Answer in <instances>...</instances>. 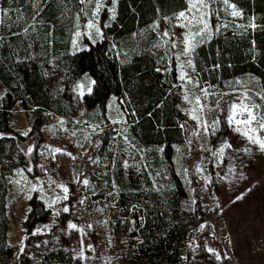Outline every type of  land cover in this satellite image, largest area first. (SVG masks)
<instances>
[{"label":"trees","instance_id":"obj_1","mask_svg":"<svg viewBox=\"0 0 264 264\" xmlns=\"http://www.w3.org/2000/svg\"><path fill=\"white\" fill-rule=\"evenodd\" d=\"M231 2L243 9V17L220 11V23L226 17L230 26L196 48L191 56L193 74L202 85L220 92L246 87L264 112V100L255 95L264 93V0ZM87 4L88 0H0V9H9L0 19V132L6 134L0 137V264H9L14 255L8 236L11 176L27 166L25 136L10 125L12 117L19 107L34 113L32 133L45 127L47 113L73 120L85 111L95 121L109 123L111 97L126 115L129 139L135 145L131 155L124 151L128 145L114 131H122V124L109 126L100 138V154L107 160L104 193H113L104 194L102 203L111 204L114 236L126 237L123 257L131 264H186L189 233L205 210L188 203V188L174 162L175 147L186 140L181 81L170 43L178 25L173 27L174 19L171 23L163 19L185 9L186 0H118L115 19L112 0H106L97 17L104 39L92 44L86 36L89 48L74 50L77 23L85 13L89 17L95 0L90 8ZM253 16L255 29L231 26L233 20L247 25ZM165 30L169 37H163ZM163 40H169L167 50L161 47ZM84 73L98 86L80 99L73 85ZM124 160L129 167L123 166ZM157 169L165 174L163 183L152 176ZM28 203L24 224L31 232L50 212L35 194ZM71 259L63 250L49 251L43 263L71 264Z\"/></svg>","mask_w":264,"mask_h":264},{"label":"rangeland","instance_id":"obj_2","mask_svg":"<svg viewBox=\"0 0 264 264\" xmlns=\"http://www.w3.org/2000/svg\"><path fill=\"white\" fill-rule=\"evenodd\" d=\"M102 4L105 6L106 0H102ZM216 6L223 9V5H213ZM87 7H91L89 2ZM94 8L95 5L91 9ZM92 11L89 17L81 16V32L85 31L87 19L93 18ZM223 14L230 13L224 11ZM97 17L94 20L99 26ZM223 18L226 22V17ZM214 20L215 16L211 20L215 31ZM184 32L185 29L180 26L174 32L173 40L177 41L174 53L184 51V44L180 42L184 39ZM86 36H74L80 50L89 48ZM189 58L182 55L180 61ZM180 61L176 59L177 70ZM187 71L193 80H197L193 68ZM187 87L190 98L207 87L211 95L207 99L202 97L201 102L206 105L204 115L209 123L219 116L220 125L215 134H205L203 128H200L198 134L193 135V131L197 130V121L185 111L192 106L182 98L186 140L175 147L174 162L188 188V203L205 210L204 217L189 233L184 261L186 264H264V151L259 150L258 145H249L246 137L230 129L226 125V113L216 108L218 99L221 108L225 107V102H239V96L247 89L240 87L220 92L200 82L198 87L191 83ZM181 91L183 96L182 88ZM216 93L228 94L220 99ZM112 98L108 105H112L110 112L112 120H115L117 108L124 112L117 100ZM107 115L109 117V108ZM34 116V113L19 107L10 121V125L21 133L31 130L22 140L27 166L23 173L15 172L11 176L13 192L8 236L14 255L9 264H44L43 256L57 250L71 254V264H131L123 257V252L128 249L126 237L123 235L117 238L111 230V204L102 203L106 200L104 194L109 193H104L108 189L105 177L107 160L100 154V138L109 126L114 125L112 120L109 123L95 121L89 113L83 111L73 120L63 118L64 123L61 125V117L47 113L45 127L32 133ZM94 124H100L104 131H93L90 125ZM114 131L117 136L121 128H115ZM223 139L228 140L232 147L225 150V155L218 162L212 153ZM33 145L36 146L34 150L28 152V147ZM246 147H251V151H241ZM56 148L63 151L56 152ZM197 165L204 171H198ZM232 165L235 167L230 171ZM184 169H187L186 173ZM152 176L156 183L165 180L162 169L154 170ZM84 179L89 181L87 185L83 183ZM38 182H42L44 191L41 192L39 187L30 191L31 185ZM60 185L66 186L69 191L65 193ZM33 194L39 198L41 195L46 197L42 201L49 209L50 216L28 232L24 220L30 210L28 200ZM65 195L67 199H63ZM237 196L242 198L237 200ZM65 206L69 208L68 212L63 211ZM69 222L85 226L84 232L68 228ZM89 224L91 228L86 227ZM37 229L40 231L37 232ZM21 247L24 248L23 253L20 252ZM208 248L215 249L216 253L209 252ZM81 250L87 259L77 256ZM217 253L221 259L216 258Z\"/></svg>","mask_w":264,"mask_h":264},{"label":"snow or ice","instance_id":"obj_3","mask_svg":"<svg viewBox=\"0 0 264 264\" xmlns=\"http://www.w3.org/2000/svg\"><path fill=\"white\" fill-rule=\"evenodd\" d=\"M89 3L92 2V0H88ZM81 3H84V0H81ZM117 0H112L113 7L111 8L112 12V19H115L116 17V5ZM187 7L183 10H180L178 13H175L174 16H165L163 19L169 23L172 22L173 18H175L176 23L173 25L180 26L185 29V32L183 33L184 39L183 41H180L184 44V51L183 53H174L176 59L180 61V57L182 55L191 57L192 54L195 53L196 48L204 43H207L208 41L212 40L214 35L218 34L220 29L223 27L227 29L230 24L229 22L220 23L222 20L220 16V11L223 10L226 13H230L231 17L233 18H242L244 15L243 9H240L237 7L235 3H232L231 0H186ZM222 4L223 9H221L219 6L213 7V5ZM102 7L104 5L102 4V0H95V8L92 11V17L87 19V23L85 25V31L81 32L79 30L80 26L79 23H77V31L75 32V37H81L82 35H87L88 39L91 41L92 44H95L97 42V39L103 40L104 34L102 29L95 23L94 18L98 16L99 12L101 11ZM9 9L4 8L0 9V12H3V14H7ZM39 14V13H37ZM87 16V13H85ZM215 16L216 20L218 21L215 25V31L213 30V25L211 23L212 17ZM33 20L35 21V17H33ZM77 21H79V13L77 14ZM255 17L250 18L249 24H238L233 20L231 22V26H234L236 29L241 30H247L248 27H251L252 29H255L257 25L254 23ZM0 23H2V20H0ZM159 21L154 22V27L158 26ZM94 30V31H93ZM25 33H27L28 29L25 28L23 30ZM163 37H169V31L165 30L163 32ZM172 47L177 46L176 40L170 41ZM253 44L255 41L252 42ZM73 47L76 50H80L77 47V40L74 38L72 41ZM169 44V40H163V43L161 44V47H165L167 50V45ZM87 48L88 46L85 45ZM171 61L169 60V63ZM214 67H219V65H214ZM188 68H195V61L191 58H189L187 61H180L178 65L179 70V76L178 79L181 81L180 87L183 90V100L188 102L192 107L191 109H185V111L190 115V117L197 121V130L193 131V135L198 134V129L203 128V131L205 134H215L217 131H219V125H220V117L217 116L216 119L211 121L207 120L206 116L204 115V111L206 108V105L201 102L202 97L204 99H207L211 93L208 92L207 87L200 90V94L194 95L190 98V93L188 91L187 85L191 83L194 87L199 86V80H193L192 76L189 75L187 69ZM237 83H241V81H237ZM94 86H98V81L90 76L88 73H84L82 80L78 81L75 85H73V90L78 93V96L80 99H82L85 96V93L91 95L94 93ZM228 93H216L217 96L220 97V99L223 98L224 95H227ZM256 96H259L261 100H264V93L257 92L255 93ZM113 100L116 98L113 97ZM239 102H236V100H233L231 102H225V107H220V100H217L216 108L221 113H226L225 120L226 125L232 129L235 133H239L242 136L247 138V141L249 145H258L259 150L264 151V113L261 112V105L255 103V101L252 99L251 96L248 95V91L245 90L240 96H239ZM111 107L112 105L109 104V119L112 120L111 117ZM134 115V112H133ZM77 123H80V121H76ZM61 125H63L64 121L63 118H61L60 121ZM113 124L120 123L124 125V128L122 131L117 132V136L121 137L125 144L128 145L127 149H124V151L128 152L129 155H131V150L135 149V145L131 143L129 139L128 129L130 125L127 123V118L124 113L120 111L119 108H117V119L112 120ZM91 129L93 131H100L103 132L104 128L100 124H94L90 125ZM183 128L184 125H181ZM28 131L23 132L22 134L24 136L28 135ZM75 134V133H73ZM6 134L3 132H0V137H4ZM90 135V134H89ZM36 146H29L28 152H32ZM231 143L223 139L219 146L216 148L215 151H213L212 155L217 158V161H221L223 156L225 155V150L231 148ZM201 148H203V145H201ZM162 151V149H159ZM23 151V149H21ZM56 152L63 151L62 149L56 148ZM138 151V150H137ZM241 151L250 152L251 147H246L242 149ZM71 155V154H69ZM123 166L125 168L129 167L128 161H123ZM234 165L230 166V171L234 170ZM197 170L203 172L204 169L201 168L199 165H197ZM17 173H23L24 169H16ZM184 172H187V169H184ZM159 175V173H157ZM242 175V174H241ZM15 183H19V181H13ZM83 183L87 185L89 181L87 179H84ZM155 184V181L153 182ZM39 187V190L41 192L44 191L42 187V182H38L37 184H32L30 187V191L36 190V188ZM60 187L64 188V192L67 193L69 190L66 186L60 185ZM113 187L115 188V183L113 182ZM23 190V189H22ZM159 189H157L158 191ZM118 195V192L116 193ZM109 195H113V193H109ZM46 197L44 195H41L40 199L44 200ZM242 196H237L236 199H241ZM59 199V198H57ZM63 199H67V196L65 195ZM55 201H53L54 203ZM83 202V201H81ZM49 207H52V204L48 205ZM64 212H68L69 208L65 206L63 208ZM143 219V218H142ZM47 227V226H45ZM86 227L91 228L92 225L89 224ZM68 228L75 229L80 231L81 233L84 232L85 226L77 225L74 222L68 223ZM40 229H37V232H39ZM89 248L92 247V245H88ZM209 252L216 253L215 249L208 248ZM20 252H24V248L21 247ZM77 256L83 259H87V257L84 255L83 250H81L79 253H77ZM217 259H221L219 254H216Z\"/></svg>","mask_w":264,"mask_h":264}]
</instances>
